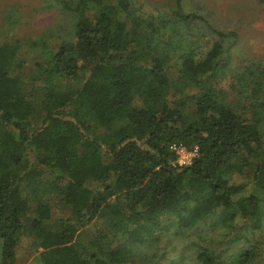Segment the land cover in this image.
I'll use <instances>...</instances> for the list:
<instances>
[{
	"label": "trees",
	"instance_id": "16d2710c",
	"mask_svg": "<svg viewBox=\"0 0 264 264\" xmlns=\"http://www.w3.org/2000/svg\"><path fill=\"white\" fill-rule=\"evenodd\" d=\"M158 4L43 0L54 25L0 41V264H152L191 235L168 264H264V59L236 64L205 6Z\"/></svg>",
	"mask_w": 264,
	"mask_h": 264
},
{
	"label": "rangeland",
	"instance_id": "374dc122",
	"mask_svg": "<svg viewBox=\"0 0 264 264\" xmlns=\"http://www.w3.org/2000/svg\"><path fill=\"white\" fill-rule=\"evenodd\" d=\"M43 0H0V41L5 37L18 35L22 37H36L40 35L50 25L56 23L54 19L55 11L50 12L42 6ZM146 3L156 4L164 0H141ZM187 4V11L195 8L201 12L199 5L206 7V12L212 25L216 28L226 32L237 31L240 34L238 43L229 45V54L236 64L245 63V60L250 56L254 58L264 59V7L258 0H185ZM20 16V20H12ZM62 19V18H61ZM43 60V59H42ZM25 70L33 74L35 69L31 65H27ZM234 80L229 75L220 83L222 87L231 90ZM249 159H252L249 157ZM246 170H249L246 167ZM54 216L62 217L64 210L58 204L54 206ZM92 231L100 228V223H92L90 225ZM28 240V239H27ZM192 240H198L196 236H188L186 238H178L174 241L173 247L168 250L161 249L153 251L145 249L141 254L153 256L152 264L156 261L159 264H168L170 259L185 255V261L191 257V244ZM252 242L258 246V254L264 259V228L259 233L255 234ZM27 243V241H25ZM201 243H205L204 240ZM218 245V246H217ZM217 247L224 248L228 245L225 243L223 246L217 241ZM42 248L34 251H28L20 257L19 264H41L37 257L38 252ZM232 251L227 249V254Z\"/></svg>",
	"mask_w": 264,
	"mask_h": 264
},
{
	"label": "built area",
	"instance_id": "2783aa9c",
	"mask_svg": "<svg viewBox=\"0 0 264 264\" xmlns=\"http://www.w3.org/2000/svg\"><path fill=\"white\" fill-rule=\"evenodd\" d=\"M171 149L176 153V164L179 166H188L191 165L195 158L199 156V147L195 146L194 148H188L185 145H172ZM184 158L185 162L181 164L179 161ZM190 160V162H188Z\"/></svg>",
	"mask_w": 264,
	"mask_h": 264
},
{
	"label": "clouds",
	"instance_id": "9594fccd",
	"mask_svg": "<svg viewBox=\"0 0 264 264\" xmlns=\"http://www.w3.org/2000/svg\"><path fill=\"white\" fill-rule=\"evenodd\" d=\"M181 164H183L185 162V159L182 158L180 161H179ZM188 162H190V160H188Z\"/></svg>",
	"mask_w": 264,
	"mask_h": 264
}]
</instances>
